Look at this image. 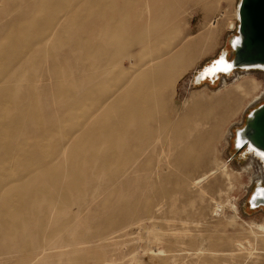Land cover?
Here are the masks:
<instances>
[{
	"label": "bare ground",
	"instance_id": "1",
	"mask_svg": "<svg viewBox=\"0 0 264 264\" xmlns=\"http://www.w3.org/2000/svg\"><path fill=\"white\" fill-rule=\"evenodd\" d=\"M16 1L17 7H46L48 13L26 15L21 10L17 16L22 21L5 22L7 29L0 38V264H123L120 250L110 245L115 235H125L129 228L146 229L147 257L164 254L158 264H177L180 255L176 251L186 243L166 244L169 235L145 227L143 220L153 217L149 206L140 212L134 202L119 198L115 213L96 226L92 236L85 214L95 205L100 191L106 193L100 205L109 207L131 173L147 171L145 166L151 168L145 157L152 145L138 147L133 143L155 138L159 132L153 122H167L152 114L153 108L164 104L155 92L162 94L167 82L198 53L197 42L174 40L182 26L171 17L185 6L184 0ZM10 3L12 0H0V26L6 15L16 12L9 10ZM61 9L65 12L59 15ZM222 15L220 12L214 17L210 26L216 27ZM234 18L237 20L236 10ZM65 27L75 28L72 38L63 35ZM53 43L78 53L85 72L80 79L89 83L86 80L73 85V81L61 79L56 67H50L47 53ZM226 49L223 52L228 61ZM124 59L127 67L122 65ZM225 60L216 62L222 70L227 65ZM210 61L195 73V85L210 83L201 80L209 71L206 66ZM20 70L23 74L16 76ZM233 72L216 74L211 84ZM47 84H54V93L63 102L61 113L73 116V121L65 124L66 120L56 118L43 123L44 117L31 97ZM16 90L25 91V97L16 95ZM26 119L36 130L33 137L24 131ZM57 129L69 132L68 137L53 139ZM193 132L188 135L179 127L174 130L175 135L187 139L180 145L196 147L198 152L210 151L216 133L207 129ZM177 149L175 154L180 155ZM245 152L260 161L263 172V157L250 149ZM199 161L197 157L185 163ZM204 174L192 178L191 185L198 187ZM89 176H102L98 188L86 181ZM175 182V186L182 187L183 180ZM71 196L85 200V204L72 203ZM81 227L88 231L84 239L78 237ZM249 228L255 233L264 232V224L250 222ZM180 233L185 238L189 232ZM203 239L195 247L197 256L192 264L205 262V250H210V256L219 251L203 246ZM235 253L228 254L233 258ZM131 259H135L134 254Z\"/></svg>",
	"mask_w": 264,
	"mask_h": 264
},
{
	"label": "rangeland",
	"instance_id": "2",
	"mask_svg": "<svg viewBox=\"0 0 264 264\" xmlns=\"http://www.w3.org/2000/svg\"><path fill=\"white\" fill-rule=\"evenodd\" d=\"M73 1L77 2V0ZM237 1L184 0L185 6L178 14L171 17L182 26L181 33L175 36L174 40L181 42L186 39L197 42L198 53L181 67L179 75L167 82L162 94L155 92L164 104L153 108L152 114L159 119L164 117L167 122L163 123L161 120L153 122V126L159 132L155 138L147 142L136 140L133 143L138 147L152 145V150L145 157L149 160L151 168L145 166L147 171L131 173L128 176L129 182L123 186L120 194L117 198L115 197L109 207L104 208L100 205L106 195L105 192L100 191L101 194L95 205H92L91 211L85 214L86 225L92 228L91 233H88L90 236L96 234L94 229L96 226H100L109 215L115 213L119 203L117 200L124 198L126 201L134 202L136 209L140 212L149 206L148 209H151L153 217L144 219L143 224L145 227L164 233L165 236L169 235L166 244L168 241L186 243L178 247L181 248L180 250L177 248L176 254L180 255L177 264H192V261L196 259L194 256H197L194 254L197 252L195 247L202 238H204L203 246L219 249L211 256L208 254L210 250H205L204 253H207V255L203 254L205 264H231L234 261L232 264H255L252 263L253 261H257V264H264V232L256 230L255 233L252 228V231L249 228L250 222L264 224V207L251 210L246 204V199L254 184L263 179L261 163L249 153L243 154L244 151H235L232 147L234 130L241 127L247 113L264 100V71L259 69L234 70L229 76H220L215 84L201 82L195 85L192 80L198 69L226 48L228 57L231 55L228 45L230 37L235 33L234 13ZM17 3L19 1L16 0L10 3L9 10L14 9L16 12L6 15L1 23L0 38L7 29L5 22L22 21L17 16L21 10L26 15L48 13L46 7L20 8L15 6ZM64 12L65 10L61 9L58 14L61 15ZM220 12L223 15L218 18L217 26L213 28L210 22ZM0 16H3V12H0ZM74 34L75 28L65 27L63 30V35L68 38H72ZM47 57L50 67H56L60 71L61 79L67 82L73 81V85L84 84L87 80L80 79L85 74L83 72L84 62L73 48L61 45V43H53L48 47ZM122 65L128 66L127 59L122 60ZM115 68L118 70V64ZM22 74L20 70L16 76ZM86 82L89 83V80ZM237 84L240 85L239 88L236 87ZM54 89V84L53 86L45 85L33 94L31 102L37 112L44 117L43 123L53 122L52 120L60 118L66 120L65 124H67L73 121L70 119L73 116L61 113L63 102L56 97ZM15 93L25 97L23 90H16ZM29 122L25 120L24 131L33 137L36 130ZM178 127L183 134L188 135L200 129L214 131L216 137L213 147L208 152H198L196 147L180 145L184 144L183 141L187 139L174 134V130ZM68 135L69 132L57 129L52 137L65 140ZM177 148L181 150L180 155L175 154ZM197 157H200L201 161L186 165L185 160L191 161ZM185 167L188 168L184 169ZM203 173L206 179L204 178L198 187L192 186V178L202 176ZM102 179V176H89L86 181L98 188ZM176 180H183L182 187L175 186ZM200 187L202 189H199ZM71 198L72 203L76 205L85 204V200L81 198L75 199L73 196ZM183 230L190 233L185 238L180 233ZM87 232L81 227L78 229V237L84 239ZM145 232L146 229L139 231V229L129 228L127 234L115 235L116 239L110 248L117 246L121 252L123 264H133L134 261L135 264L159 263V257L164 254L159 257L149 254L150 257H147L145 253V248L149 244ZM216 236L219 239L213 241ZM228 238L229 241H227ZM61 242L65 241L62 239ZM234 252L236 256L233 255L231 258L229 254ZM131 253L134 254V261L131 259L133 257ZM138 260L141 261L138 262Z\"/></svg>",
	"mask_w": 264,
	"mask_h": 264
},
{
	"label": "water",
	"instance_id": "3",
	"mask_svg": "<svg viewBox=\"0 0 264 264\" xmlns=\"http://www.w3.org/2000/svg\"><path fill=\"white\" fill-rule=\"evenodd\" d=\"M236 11L235 33L229 40L231 55L226 61V53L222 51L218 58L212 59L206 66L209 71L202 81L207 79L211 83L216 74L225 75L232 70L249 68L264 71V0H238ZM223 60L228 66L226 71L216 64ZM232 147L235 151L250 149L259 154L264 152V100L252 108L245 116L244 124L234 130ZM246 204L251 210L264 207V181L254 184Z\"/></svg>",
	"mask_w": 264,
	"mask_h": 264
},
{
	"label": "snow or ice",
	"instance_id": "4",
	"mask_svg": "<svg viewBox=\"0 0 264 264\" xmlns=\"http://www.w3.org/2000/svg\"><path fill=\"white\" fill-rule=\"evenodd\" d=\"M222 61H218L217 63H221ZM227 65L225 66V70H227ZM261 156H264V152L260 153Z\"/></svg>",
	"mask_w": 264,
	"mask_h": 264
},
{
	"label": "built area",
	"instance_id": "5",
	"mask_svg": "<svg viewBox=\"0 0 264 264\" xmlns=\"http://www.w3.org/2000/svg\"><path fill=\"white\" fill-rule=\"evenodd\" d=\"M260 181L263 182V181H264V177H263V179H261Z\"/></svg>",
	"mask_w": 264,
	"mask_h": 264
}]
</instances>
